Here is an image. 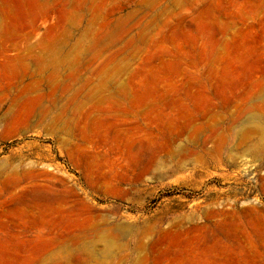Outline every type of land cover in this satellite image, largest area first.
I'll return each mask as SVG.
<instances>
[{
	"label": "rangeland",
	"instance_id": "obj_1",
	"mask_svg": "<svg viewBox=\"0 0 264 264\" xmlns=\"http://www.w3.org/2000/svg\"><path fill=\"white\" fill-rule=\"evenodd\" d=\"M0 264H264V0H0Z\"/></svg>",
	"mask_w": 264,
	"mask_h": 264
}]
</instances>
